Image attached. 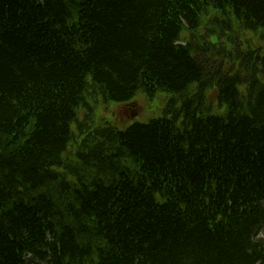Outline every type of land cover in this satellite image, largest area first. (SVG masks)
<instances>
[{
  "label": "trees",
  "instance_id": "16d2710c",
  "mask_svg": "<svg viewBox=\"0 0 264 264\" xmlns=\"http://www.w3.org/2000/svg\"><path fill=\"white\" fill-rule=\"evenodd\" d=\"M261 230L264 0H0V264H264Z\"/></svg>",
  "mask_w": 264,
  "mask_h": 264
},
{
  "label": "rangeland",
  "instance_id": "374dc122",
  "mask_svg": "<svg viewBox=\"0 0 264 264\" xmlns=\"http://www.w3.org/2000/svg\"><path fill=\"white\" fill-rule=\"evenodd\" d=\"M133 99L139 105L134 110L132 106H123L128 103L104 102L97 99L94 111L95 125L107 122L124 129L135 122L147 123L153 118H159L164 115L168 101L167 93L164 91H158L153 96L140 91ZM83 110H80L79 117H82ZM260 237L264 238V230L260 233Z\"/></svg>",
  "mask_w": 264,
  "mask_h": 264
}]
</instances>
